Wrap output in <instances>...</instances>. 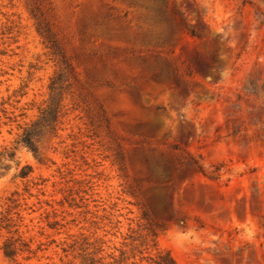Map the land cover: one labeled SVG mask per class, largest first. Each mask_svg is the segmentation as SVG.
I'll return each mask as SVG.
<instances>
[{
  "label": "rangeland",
  "instance_id": "1",
  "mask_svg": "<svg viewBox=\"0 0 264 264\" xmlns=\"http://www.w3.org/2000/svg\"><path fill=\"white\" fill-rule=\"evenodd\" d=\"M59 73L41 159L0 176L37 252L7 258L3 231L0 264L78 262L84 235L156 253L145 217L178 264H264V0H0V150Z\"/></svg>",
  "mask_w": 264,
  "mask_h": 264
},
{
  "label": "trees",
  "instance_id": "2",
  "mask_svg": "<svg viewBox=\"0 0 264 264\" xmlns=\"http://www.w3.org/2000/svg\"><path fill=\"white\" fill-rule=\"evenodd\" d=\"M55 49L59 50L56 43L53 44ZM63 73H59L50 85L51 97L48 105L41 111L39 117L27 126L19 139L16 141L15 146L12 148H3L0 150V176L7 174L11 169V161L15 162L16 165L20 166V161L16 160L17 151L20 147H26L36 158L41 159V148L40 141L48 133L54 132L57 129V125L61 113V88L57 87V80L61 78ZM32 172L30 165H25L21 168L17 176L27 178ZM17 193V192H16ZM14 193L13 196L16 194ZM12 203L6 213L1 212L0 214V234L6 231L9 235L3 242L1 247L4 255L7 258L16 260V258L23 253H28L30 258L37 251H35L31 242L27 241L22 232L20 231V220H23L21 213L17 212L18 218H14L11 215V211L16 209L20 204L19 199L9 198ZM146 219L145 228L148 229V234L142 245H148L152 242V246L157 249L156 253L149 251V247L138 249L133 248L132 254L127 257L126 251L121 250V257L118 258L115 254V250L110 251L106 246V242L102 238H96L91 241L88 236H83L82 242H75L70 248H64L67 255L70 253V249L73 251L77 250V254L74 258L79 259L78 262H71L70 264H125L128 259H133L132 264H178L175 257L170 251L161 250L157 248V230L154 222L148 217ZM136 240V239H135ZM40 249V247L38 248ZM116 249V248H115Z\"/></svg>",
  "mask_w": 264,
  "mask_h": 264
}]
</instances>
